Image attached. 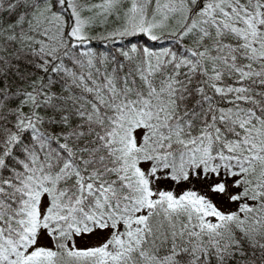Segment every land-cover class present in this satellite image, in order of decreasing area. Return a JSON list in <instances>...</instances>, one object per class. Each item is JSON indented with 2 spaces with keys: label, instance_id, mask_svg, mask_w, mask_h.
<instances>
[{
  "label": "snow or ice",
  "instance_id": "6c2138e0",
  "mask_svg": "<svg viewBox=\"0 0 264 264\" xmlns=\"http://www.w3.org/2000/svg\"><path fill=\"white\" fill-rule=\"evenodd\" d=\"M0 264H264V0H0Z\"/></svg>",
  "mask_w": 264,
  "mask_h": 264
},
{
  "label": "rangeland",
  "instance_id": "374dc122",
  "mask_svg": "<svg viewBox=\"0 0 264 264\" xmlns=\"http://www.w3.org/2000/svg\"><path fill=\"white\" fill-rule=\"evenodd\" d=\"M193 184L195 185V187L197 188H202L203 186L199 183V182H195L193 181ZM161 187H165V188H175V190H178V191H182L184 190L186 187H188L189 185L187 184H180V185H175L172 181H162L161 182ZM225 207H229L228 205H223ZM104 235H106L105 233H100V234H97L95 236H92V237H89V238H86V240L84 241H80L78 246L80 247H84L88 244H93V243H97ZM43 243H48V241H42Z\"/></svg>",
  "mask_w": 264,
  "mask_h": 264
},
{
  "label": "trees",
  "instance_id": "16d2710c",
  "mask_svg": "<svg viewBox=\"0 0 264 264\" xmlns=\"http://www.w3.org/2000/svg\"><path fill=\"white\" fill-rule=\"evenodd\" d=\"M177 193L181 192V191H178V190H175Z\"/></svg>",
  "mask_w": 264,
  "mask_h": 264
}]
</instances>
